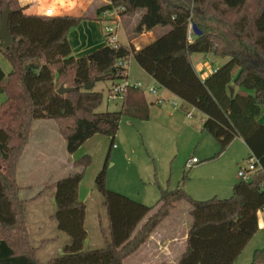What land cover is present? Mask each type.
<instances>
[{"label":"trees","instance_id":"1","mask_svg":"<svg viewBox=\"0 0 264 264\" xmlns=\"http://www.w3.org/2000/svg\"><path fill=\"white\" fill-rule=\"evenodd\" d=\"M7 7L14 42L3 47L0 41V51L12 65L8 76L0 66V91L7 95L0 107V228L8 233L0 236V264H40L32 255L19 252L28 245L26 237L21 247H15L20 242L16 228L22 222L23 203L14 195L17 160L38 119L58 122L70 154L95 134L111 139L106 162L95 178L107 211L106 246L85 249L86 203L79 198V186L91 163L86 156L75 163L78 170L54 184V218L70 241L49 264H124L182 200L192 205V224L186 249L176 264H236L258 232V213L264 210V124L259 121L264 107V0H110L97 10L100 21L106 11L124 7L121 15L127 17L144 10L136 35L158 27L168 29L140 49L121 42L116 48L105 37L104 46L79 57L73 55L68 36L84 18L27 14L19 0H0V17ZM191 24L198 26L200 35L193 30L191 36ZM194 53L228 60L203 79L192 62ZM132 57L161 87L203 114V129L219 144L217 155L241 137L263 170L251 180L239 179L227 198L194 199L182 183L173 190L162 189L155 212L110 190L107 168L122 117L148 118L149 105L143 90L130 88L121 110L98 111L104 95L86 86L126 80ZM120 60L127 64H119ZM62 84L73 90L58 93ZM68 118H73V124L63 127ZM250 264H264V247L255 250Z\"/></svg>","mask_w":264,"mask_h":264},{"label":"rangeland","instance_id":"2","mask_svg":"<svg viewBox=\"0 0 264 264\" xmlns=\"http://www.w3.org/2000/svg\"><path fill=\"white\" fill-rule=\"evenodd\" d=\"M95 22H93L94 26L89 29H92L90 33L95 34L94 37L97 36V40L102 44L106 43L105 36L100 31L101 25ZM122 24L121 20L118 36L121 41H125L121 29ZM79 26L80 24L72 30ZM135 27L131 30L133 27L127 21L126 32L128 35L130 33L137 36ZM167 29V27H158L156 32L163 33ZM133 31L134 34H132ZM192 32L191 24V36ZM92 33L91 35H93ZM80 38L79 34L77 40L79 41ZM200 56H205V54H194L195 58ZM227 59L209 54L206 57V62L210 68H216L225 63ZM0 66L3 70L5 69L8 76L12 70L11 63L1 51ZM141 72L138 63L131 59L129 78L127 79L136 81L141 76ZM140 81L148 85L145 80ZM112 84L113 82L110 80L96 82L94 89L104 95L103 103L98 111L121 110L123 100H109ZM155 85L158 87V95H163L170 102L175 100L187 108L174 109L169 102L165 105L154 104L151 101L155 99L156 95L146 91V98L150 106L149 117L141 118L142 116L132 115L122 117L115 139L117 147L112 150L107 168V187L153 207V212L158 209L162 189L173 190L180 183L187 194L194 199L207 200L216 195L219 197L223 195L221 198L230 197L233 189L228 191L230 193L228 195L224 194L226 193L224 188H218L219 194L213 189L216 187L214 185L216 171L229 162L232 163L229 168L233 170L234 161L232 158L241 157L240 164H236V175L238 176L240 166L245 167L246 160L250 157L248 147L241 141H236L232 148L217 155L220 150L219 144L213 135L203 129V114L165 88ZM6 101L7 95L0 91V107ZM259 121L264 124V107ZM63 124V127L72 125L73 118H68ZM33 129V138L31 134L28 145L17 160L18 188H16L17 195H14L18 201L23 203V209L21 210L22 215H20L22 222L16 228L20 242L15 240V247L17 249L21 247V241L23 237H26L28 245L23 250L19 248V252L32 255L40 264H49L52 258L59 255L58 251H63L64 246L70 241V237L58 228L54 218L57 211L54 184L57 180L78 170L75 163L86 156H90L91 163L85 168L84 177L79 186V198L86 202L85 227L88 237L85 241V249L105 247L104 237L109 235L107 211L102 204L104 197L96 187L95 178L106 162L111 139L103 134H95L75 153L70 154L67 151L66 140L60 134L59 124L54 119H47L45 123L36 124L32 127ZM38 145L39 148H37ZM192 158H198L201 163L189 166L188 162ZM191 208L192 205L187 200L178 202L172 209V216L169 220H175V223H178L180 227L184 226L183 222L192 223ZM182 230L184 229L182 228ZM0 236L7 237L8 233L0 228ZM52 238L55 239L52 240ZM247 250L248 248L242 253L243 257L246 252L248 253ZM160 252L153 250L147 257L146 253L138 252L126 258L124 264H133L140 260H144V264H156ZM149 257L152 258L147 261ZM240 260L237 261V264H241ZM251 261L252 259L246 264H250ZM139 264L141 263L139 262Z\"/></svg>","mask_w":264,"mask_h":264},{"label":"crops","instance_id":"3","mask_svg":"<svg viewBox=\"0 0 264 264\" xmlns=\"http://www.w3.org/2000/svg\"><path fill=\"white\" fill-rule=\"evenodd\" d=\"M19 2L22 6L25 7V13H27V14L72 15V16L84 18V20L82 21V24H80L79 28L72 30L68 36V39H69L70 44L72 46L73 55L76 57L89 54L92 51H94V50H96V49H98V48H100L106 44V43L102 44L99 40H97V36L95 38L94 37L95 34H93L92 32L91 33L93 35H91L90 31L92 29L91 30H89V29H90V27L94 26L93 22L96 21L95 23H99L101 25L100 31L104 34V31H103L104 22L97 19V10H98V8L108 4L110 2V0H19ZM143 13H144V10H140L132 17L122 16L121 20H122L123 24H122L121 29L123 30L125 41L120 40L121 43L127 44V45L133 44L136 47V49H140L141 47H143L147 43H150L151 41H153L160 34V33L156 32V29H155L152 31H145L142 34L137 35V36L131 35L130 33L128 35V33L126 32L127 21H128V24H130L131 27H133L131 29V30H133L134 27L138 24V22L141 18V15ZM79 34L81 35V38L78 41L77 36ZM132 34H134V31ZM194 54H196V53H194ZM194 54L192 55V62L194 64L195 70L200 75V77L204 79L211 74V71H210L211 68H210V66L207 65V62H206V57H208L209 54L205 55V56H200L198 58H195ZM131 59L135 60L132 57L129 59V63H130ZM11 67H12V65H11ZM206 67H208L209 69H207ZM218 67H216V68H218ZM141 71H142L141 76H139V78H137L136 81L145 80L147 82L146 84H148V85H155V84L159 85L153 79V77L150 76L148 73H146L142 68H141ZM4 72L7 74L5 69H4ZM167 91H169V90H167ZM143 95H145V97H146V90H143ZM146 100H147V98H146ZM151 102H153L154 104H157V105H165L167 102H169L171 104L169 99L165 104H159V103H157L156 97ZM147 103L149 105L148 100H147ZM135 109L136 108H134V111H136ZM149 110H150V106H149ZM46 120L47 119H38V120L34 121L33 126L36 124L45 123ZM33 131H34V129H33ZM33 131H32V133H33ZM32 138H33V134H32ZM236 141H241L242 143H244L246 145V143L244 142V140L241 137H236L234 139V141L232 142V144L228 148L229 149L232 148L235 145ZM30 144H31V141H30ZM116 147H113V148H116ZM37 148H39V145L37 146ZM241 159H242L241 157H233L232 158V161H234V169L233 170H231L229 168L232 164L231 162L226 164L228 166L224 165L223 167L218 168V170L216 171V174H215L216 181L214 182V185H216V187H213L215 192H217V193L219 192L218 188H224V192H226L224 194L225 195L230 194V193H228V191L232 190L235 183L239 181V177L236 175V164L239 165ZM200 163H201V160L192 166H196ZM222 196L223 195H221V197ZM217 197H219V196H217ZM171 216H172V213L170 216L165 218L158 225V227L150 235L148 240L144 244H142L140 246V248L135 253L144 252V253H146V257H147V255H149L153 250H157L158 252H160V251L161 252H160V255L158 256L159 258L156 260V264H176L178 262L179 257L181 256V254L186 249L187 236H188V232L190 230L192 223L187 224V223L183 222V225L184 226L186 225V227H184V226L180 227L178 225V223H175V220H169ZM258 218H259V230L254 235V237L252 238L250 243L247 245V247L243 250V252H244L248 248V250H247L248 253L246 252V255L243 257L242 256L243 252H242L240 254V256L238 257V259L236 260V264H237V261H239L240 259H241L240 260L241 264H246V262H249V260L252 259V256H253L255 250L264 246V210L259 211ZM182 228L184 230H182ZM54 239L52 238V240H54ZM251 243H253V244H251ZM58 252H59L58 253L59 255L62 254V250H60ZM134 254H132V255H134ZM241 256H242V258H241ZM152 257H149L147 259V261H149ZM139 262L141 264L145 263L144 260L143 261L140 260V261L133 262V264H139Z\"/></svg>","mask_w":264,"mask_h":264},{"label":"built area","instance_id":"4","mask_svg":"<svg viewBox=\"0 0 264 264\" xmlns=\"http://www.w3.org/2000/svg\"><path fill=\"white\" fill-rule=\"evenodd\" d=\"M125 10L124 7H115L112 10H108L104 13V35L107 39V43L114 47H118L120 45V39H119V28L121 26V12ZM119 64L126 65V61H119ZM211 73L216 72L217 68H211ZM140 89V90H146L149 93L156 95L157 103L159 104H165L168 99L163 97L162 95H158V87L156 85H145L142 81H129L128 79L120 82H116L112 84V87L110 89L109 93V100L116 101L118 99L123 100L124 94L130 89ZM171 105L175 109H186L183 104H179L177 101L172 100ZM191 113V112H190ZM189 113V114H190ZM193 115V114H192ZM116 143L114 144V147H116ZM200 160L198 158H192L191 161L188 162L189 166H192L196 163H198ZM247 164L245 167L240 166L238 170V177L239 179L243 180H251L252 176L259 170H263V167L259 161V159L254 156L253 154L250 155V157L246 160Z\"/></svg>","mask_w":264,"mask_h":264},{"label":"water","instance_id":"5","mask_svg":"<svg viewBox=\"0 0 264 264\" xmlns=\"http://www.w3.org/2000/svg\"><path fill=\"white\" fill-rule=\"evenodd\" d=\"M11 9L9 7L3 12L0 17V41L3 47H7L14 42V38L12 37L10 30H9V19H10ZM192 28L197 35L201 34V30L198 29L196 24H192ZM96 82H92L86 86L87 90L94 88ZM73 90V88L66 87L65 85H61L58 89V93L64 94L68 91ZM233 93V90H232Z\"/></svg>","mask_w":264,"mask_h":264}]
</instances>
